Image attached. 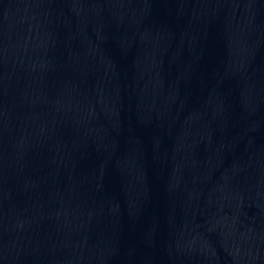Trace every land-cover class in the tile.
Here are the masks:
<instances>
[{"label":"water","instance_id":"obj_1","mask_svg":"<svg viewBox=\"0 0 264 264\" xmlns=\"http://www.w3.org/2000/svg\"><path fill=\"white\" fill-rule=\"evenodd\" d=\"M0 264H264V0H0Z\"/></svg>","mask_w":264,"mask_h":264}]
</instances>
